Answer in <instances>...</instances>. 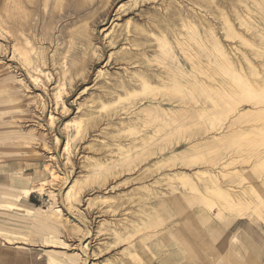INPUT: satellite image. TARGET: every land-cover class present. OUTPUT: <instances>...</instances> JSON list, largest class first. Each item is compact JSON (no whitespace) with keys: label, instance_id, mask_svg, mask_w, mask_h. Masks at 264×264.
Segmentation results:
<instances>
[{"label":"rangeland","instance_id":"obj_1","mask_svg":"<svg viewBox=\"0 0 264 264\" xmlns=\"http://www.w3.org/2000/svg\"><path fill=\"white\" fill-rule=\"evenodd\" d=\"M245 3L0 0V204L20 208H0V231L24 237L13 244L27 249L21 257L26 263L49 264V256L73 259L79 254L76 264H160L171 254L179 264L177 242L166 237L165 225H172L171 234L183 231L180 222L200 206L172 212L170 203L179 206L183 191L166 177L181 169L156 171L155 164L191 142L169 144L159 135L150 140L155 129L143 124L147 117L141 111L154 110L155 101L138 95L115 102L129 89H139L138 74L166 77L167 66L189 70L178 44L192 31L182 20L191 21L201 36L209 25L220 38L221 10L240 13ZM161 34L171 47L166 67L158 61L163 56L155 37ZM130 127L138 132L129 133ZM126 151L134 159L124 164L121 152ZM197 170L183 171L192 175ZM262 179L252 182L258 186ZM155 212L163 224L131 234L134 225ZM215 212L208 214L214 225L192 220V228L232 234L239 247L237 235L250 227L264 230L256 219L223 228ZM115 233L126 240L119 242ZM47 235L66 245L41 243L39 238Z\"/></svg>","mask_w":264,"mask_h":264},{"label":"bare ground","instance_id":"obj_2","mask_svg":"<svg viewBox=\"0 0 264 264\" xmlns=\"http://www.w3.org/2000/svg\"><path fill=\"white\" fill-rule=\"evenodd\" d=\"M245 1L248 4L243 5L244 10L240 13L234 10L233 14L227 15L221 10L220 38L209 25L201 36L191 21L186 23L187 21L180 19L185 24L184 27L192 31L185 43L178 44L179 52L184 55L182 63L189 70L171 69L167 66L166 77L138 74L139 89H129L124 93V97H119L115 102L130 101L138 95L146 99L145 101H155L158 106L154 107V110L147 108L141 111L147 117L143 124L154 126L155 129L150 140L159 135L169 144L191 142L184 149L171 152L169 157L155 164L156 171L163 167L181 169L166 177V180L175 182L183 191L182 194L178 193L181 196L179 206L175 202L170 203L172 212L180 214L179 207L186 210L193 205L200 206L180 222L179 226H184V230H180L182 233L175 231L171 234L172 225H165L166 237L177 242L180 251L179 264H194V260L200 261L202 253L211 264H222L221 259L226 260L233 254L227 247L226 236L222 230L200 231L193 229L190 224L192 220L200 224L209 221L213 223L214 218L208 216L212 210L216 211L214 217L221 222L223 228L235 221L247 219L261 220L264 223V0ZM166 39L163 34L155 37L159 53L163 56L158 60L159 65L164 63V67L165 61L170 60L171 53ZM222 39L237 42L238 45L235 48L229 47L230 41L225 44ZM115 103L102 108L109 109ZM165 106H169L168 109L164 108ZM128 132L137 133L138 128L130 127ZM209 134L217 135L207 137L203 142L199 141ZM163 150L160 148V151ZM149 153L152 154L153 150ZM121 155L124 164L134 159L129 151L121 152ZM194 168L198 170L192 175L183 171ZM259 178L262 182L255 186L252 181ZM23 193L28 196L30 190ZM1 207L20 209L13 204H0ZM163 222L156 213L149 216L146 222L134 225L131 234L155 228ZM0 235V244H13L24 239L4 231L0 232ZM114 235L119 242L126 240L123 236L125 234ZM39 241L45 244L66 245L50 235L41 236ZM243 250L245 256L237 259V264H252L248 244H244ZM76 255L73 259L49 256L48 263L76 264L80 259V255ZM230 259L229 264H235L232 262L233 258ZM114 264H121V261H114ZM160 264H174L171 254Z\"/></svg>","mask_w":264,"mask_h":264},{"label":"crops","instance_id":"obj_3","mask_svg":"<svg viewBox=\"0 0 264 264\" xmlns=\"http://www.w3.org/2000/svg\"><path fill=\"white\" fill-rule=\"evenodd\" d=\"M242 222L243 220L235 221L228 227ZM225 236L227 240V247L228 249L232 250L233 254L227 258L228 260L223 259L224 261L222 264H229V262H231L230 259L231 257L233 258L232 262L237 264V259H239L242 256H245L243 250L244 244H248V248H249L248 251L252 256V264H264V230L261 231L258 230L256 227H250L247 233H242L237 235L241 243L240 247L239 245L234 244V240H233L234 236L232 234ZM0 241H1V237H0ZM26 251L27 249L24 246H15L14 244L12 245V244L3 243V247L0 246V264H31L30 260H28L27 261L28 263H26V261L21 258L26 254ZM200 258H201L200 261H202V263L200 261L197 262V260H194L193 263L195 264L196 262L198 264H203L204 262V264H211L209 262V259L203 256V253L201 254Z\"/></svg>","mask_w":264,"mask_h":264}]
</instances>
